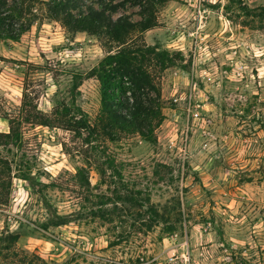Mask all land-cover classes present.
Returning <instances> with one entry per match:
<instances>
[{
  "label": "rangeland",
  "instance_id": "obj_1",
  "mask_svg": "<svg viewBox=\"0 0 264 264\" xmlns=\"http://www.w3.org/2000/svg\"><path fill=\"white\" fill-rule=\"evenodd\" d=\"M194 3L167 0L158 7V26L135 38L180 53L172 66L152 59L149 67L161 92V123L149 139L123 135L98 152L101 161L113 157L129 188L147 192L161 213L168 210L169 221L145 234L133 231L127 214L112 222L86 216L50 225L54 216L43 197L58 213L73 216L89 204L73 178L76 165L86 168L91 185L99 183L92 192L106 195L114 187L111 170L100 183L101 175L78 151L80 138L59 128H26L34 180L55 185L35 190L13 178L10 201L0 204V233H18L20 255L48 264H264V17L242 9L264 11V0H202L207 17L195 36ZM138 9L126 12L138 19ZM105 54L96 37L54 21L34 23L18 41L0 40L6 58L0 59V131L8 128L1 113L19 104L25 83L49 112L57 89L71 92L72 73L88 71ZM13 60L52 68L55 78ZM77 81V103L93 119L101 106L99 81ZM192 88L210 122L189 119L186 128L187 114L173 93ZM117 235L123 241L110 246Z\"/></svg>",
  "mask_w": 264,
  "mask_h": 264
},
{
  "label": "trees",
  "instance_id": "obj_2",
  "mask_svg": "<svg viewBox=\"0 0 264 264\" xmlns=\"http://www.w3.org/2000/svg\"><path fill=\"white\" fill-rule=\"evenodd\" d=\"M166 1L0 0V40L18 41L34 23L54 21L71 33L84 32L96 37L106 49V54L97 65L85 72L72 73L74 83L71 92L66 95L58 89L54 92V103L49 112L40 109L36 89H29L25 83L19 104L12 105L9 111L4 110L1 113L8 123L7 130L0 131L1 205H6L10 201L13 178L29 181L34 184L35 190L55 185L53 181L42 183L34 180L33 157L28 153L25 129L43 126L63 129L71 133L72 137L80 138L82 149L78 151L82 152L85 162L93 164L101 175L100 183L105 182L103 178L107 169H110L109 183L114 184L112 195L93 193L92 189L97 188L99 183L91 185L86 168L76 165L73 178L89 204L80 205V213L73 216L72 213H58L46 197H43L45 206L53 212V219H49L50 225L76 222L86 216L112 222L114 216L121 218L127 214L132 219L129 226L133 231L145 234L159 222L169 221L168 216L171 213L168 210L161 213L150 201L147 192L129 188L127 183L121 180V171L113 157L101 161L98 156V152H105L104 142L107 140L115 141L123 135L136 133L149 139L163 119L161 92L149 67L152 59L158 61L162 68L172 66L180 57V53L159 50L155 45L138 44L135 38L158 26V7ZM128 7L139 8L138 19H132V14L126 12ZM242 9L247 15L264 17L263 9L258 12L246 7ZM120 11L121 13L117 15ZM0 59L6 58L0 56ZM13 62L27 64L33 69L45 68L55 78L52 68L25 63L26 61ZM25 76L28 78L29 74ZM84 77H93L100 84L101 106L93 119L77 103L78 91L75 80L80 82ZM36 185L39 187L36 188ZM108 204H112V207H106ZM173 226H167L166 231L174 230ZM18 238V233L7 229L0 233L2 264H48L42 259L36 261L38 257L33 259L27 254L20 255L16 248ZM122 241L123 236L117 235L116 239L109 241V245L114 246Z\"/></svg>",
  "mask_w": 264,
  "mask_h": 264
},
{
  "label": "built area",
  "instance_id": "obj_3",
  "mask_svg": "<svg viewBox=\"0 0 264 264\" xmlns=\"http://www.w3.org/2000/svg\"><path fill=\"white\" fill-rule=\"evenodd\" d=\"M194 31L191 33L194 35H197L200 29H202V26L206 20V9L204 8L202 4V0H195L194 3ZM194 35V36H195ZM235 52V51H234ZM194 88V87H193ZM190 89L188 91H182L177 92L175 91L173 93V101L174 102H182V108L184 112L187 114V121H186V128L189 127V119L192 120V123L196 121L197 123H207L210 122V119L205 118L203 113L201 112V105L199 103V100L196 99V94L194 93V89ZM186 155V148L183 147V156Z\"/></svg>",
  "mask_w": 264,
  "mask_h": 264
}]
</instances>
